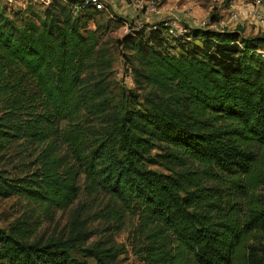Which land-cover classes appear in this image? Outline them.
I'll return each mask as SVG.
<instances>
[{
    "label": "trees",
    "instance_id": "trees-1",
    "mask_svg": "<svg viewBox=\"0 0 264 264\" xmlns=\"http://www.w3.org/2000/svg\"><path fill=\"white\" fill-rule=\"evenodd\" d=\"M125 23L116 46L133 88L116 90L106 40ZM262 42L210 28L171 35L84 0L0 4V163L11 167H0V198L49 220L81 194L95 220H137L127 250L81 248L87 225L42 241L41 222L22 215L0 231V264H85L76 248L96 264L126 254L138 264H264L263 244L243 252L264 232V196L247 198L239 218L206 187L212 170L245 189L238 199L264 184Z\"/></svg>",
    "mask_w": 264,
    "mask_h": 264
},
{
    "label": "rangeland",
    "instance_id": "rangeland-1",
    "mask_svg": "<svg viewBox=\"0 0 264 264\" xmlns=\"http://www.w3.org/2000/svg\"><path fill=\"white\" fill-rule=\"evenodd\" d=\"M252 1L253 0H157V14L146 16L143 11H135L138 16L132 14L127 15L125 18L128 21L135 22L137 25L151 24V22L158 23V20H165L178 15L181 16V14H183L180 11L182 6L190 8L195 5L201 8L202 17L204 18L199 20L209 21L210 16L213 15L215 18L219 19L218 23H215V26L222 22V25L210 29L228 32L235 31L238 32L240 38L243 39L261 38L264 40V28L259 25L254 23L241 24L228 22V14L232 11V9L234 10L242 5H247ZM107 10L111 12L109 1ZM147 17L151 18L148 21L149 23H143L146 21ZM183 22L184 21L178 23L179 31L186 28V25ZM121 35V29H119L111 33L106 40V46L109 48L113 59L112 83L116 90L120 88L123 90L133 88L131 76L128 74L123 59L120 56V50L116 46V40L119 39ZM257 48V54L264 59V42L258 44ZM5 160L7 161L6 158ZM15 164L18 163L15 162ZM0 167H7V169H11L5 161L4 163H0ZM156 170L161 169L156 168ZM212 172L215 175L210 178L206 187L210 190L208 191V194L215 195V198L220 201L219 204L222 211L227 210L228 206L233 202V205L240 210L239 212L241 214L238 217L243 218V213L247 209L245 204L247 202V198L259 199L264 196V184H261L253 190L248 189V196L242 199L233 197L234 195H240V192H244L245 189L230 184V181L232 180L231 177H226L218 171L212 170ZM238 184L242 185L241 182H238ZM226 200H228L227 203ZM89 206L90 201L83 198L80 194L79 199L67 210L55 212L52 218L47 220L43 219L41 216H38L37 218V213H34L37 212V210H35L31 204L22 199L17 197H11L8 199L0 198V231H7L15 220L20 218L22 215L27 216L33 214L32 218L36 217L37 220L41 222L39 228L36 230L35 236L42 241L52 240L54 242H66L69 238H74L77 231L76 228L79 225H83V227L84 225H87L91 236L84 242L81 248H90L96 242L105 241L110 245L124 246L128 250L127 245L131 238L133 228L137 224L136 218L130 215H125L122 225L116 222L117 218L112 213H109V217L106 216L99 220H95L93 216L95 209L89 208ZM258 244L264 245V232L254 231L246 238L243 246V252H249L250 246H257ZM71 252L74 257L85 264H96L92 259H83L77 248L73 249ZM116 264H138V262L134 256L126 254L121 256Z\"/></svg>",
    "mask_w": 264,
    "mask_h": 264
},
{
    "label": "built area",
    "instance_id": "built-area-1",
    "mask_svg": "<svg viewBox=\"0 0 264 264\" xmlns=\"http://www.w3.org/2000/svg\"><path fill=\"white\" fill-rule=\"evenodd\" d=\"M27 1H39L47 4L50 0H0V4L8 8H24ZM123 3L129 4L135 11H143L144 15L151 16L157 14V0H121ZM85 4H91L96 10H107L108 0H84ZM78 9L75 10L77 12ZM163 26L168 29L169 34L177 35L191 28H215V24L210 25L209 21L192 19L191 26L179 29V21L175 17L162 20ZM228 22L236 23H254L264 28V0H253L247 5H242L228 14ZM129 32V25L125 23L122 27V35Z\"/></svg>",
    "mask_w": 264,
    "mask_h": 264
},
{
    "label": "crops",
    "instance_id": "crops-1",
    "mask_svg": "<svg viewBox=\"0 0 264 264\" xmlns=\"http://www.w3.org/2000/svg\"><path fill=\"white\" fill-rule=\"evenodd\" d=\"M108 1L110 3V9L113 14L120 16V17H124V18L127 15H132V14H134L135 16H138V14L135 13V10L132 8L131 5L123 3L121 0H108ZM180 11L183 14H181V16L178 15L175 18L179 21V23H181V21H184L183 23L186 25L187 28L191 26L192 19H201V18L204 19L202 17L201 8L199 6L193 5L190 8H186V6H182ZM149 19L151 18L147 17L146 21L143 23H149L148 22ZM162 20H158L157 22H160ZM152 23L155 24V22H151V24ZM220 25H222V22L217 24L215 27L220 26ZM121 31H122V28H121Z\"/></svg>",
    "mask_w": 264,
    "mask_h": 264
}]
</instances>
